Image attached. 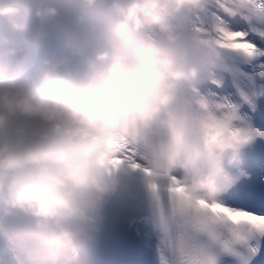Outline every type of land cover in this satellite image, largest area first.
<instances>
[{"label": "clouds", "instance_id": "1", "mask_svg": "<svg viewBox=\"0 0 264 264\" xmlns=\"http://www.w3.org/2000/svg\"><path fill=\"white\" fill-rule=\"evenodd\" d=\"M207 3L79 0L73 23L89 39L70 68L54 57L14 60L11 41L0 36V210L31 219L30 264H74L125 171L147 190L167 192L177 211L221 201L228 166L239 164L249 133L235 114L193 111L187 101L221 55L191 31ZM63 6L0 0V18L27 33L62 20ZM232 7L251 5L233 0ZM125 147L137 149L140 169L129 168ZM237 219L241 227L257 222ZM127 224L139 234L151 217Z\"/></svg>", "mask_w": 264, "mask_h": 264}, {"label": "snow or ice", "instance_id": "2", "mask_svg": "<svg viewBox=\"0 0 264 264\" xmlns=\"http://www.w3.org/2000/svg\"><path fill=\"white\" fill-rule=\"evenodd\" d=\"M248 2V10L234 11L233 0H208L190 21L200 41L214 42L221 55L189 90L188 103L197 112L235 114L249 135L239 164L228 166L230 182L219 203L177 211L167 192L148 190L145 211L158 233L159 264H264V18L254 15L264 13V0ZM123 152L129 168L140 169L137 149ZM238 217L257 222L241 227Z\"/></svg>", "mask_w": 264, "mask_h": 264}, {"label": "bare ground", "instance_id": "3", "mask_svg": "<svg viewBox=\"0 0 264 264\" xmlns=\"http://www.w3.org/2000/svg\"><path fill=\"white\" fill-rule=\"evenodd\" d=\"M26 47H28L27 53H30V57L26 60L27 62L31 63L34 60L42 57L39 48L36 47V44L33 41L31 43H26ZM32 50L34 51V53L32 52Z\"/></svg>", "mask_w": 264, "mask_h": 264}]
</instances>
